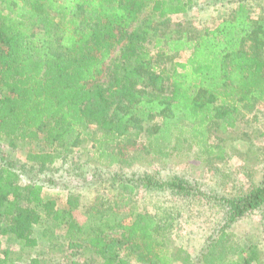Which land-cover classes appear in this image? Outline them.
I'll use <instances>...</instances> for the list:
<instances>
[{
    "label": "trees",
    "instance_id": "trees-1",
    "mask_svg": "<svg viewBox=\"0 0 264 264\" xmlns=\"http://www.w3.org/2000/svg\"><path fill=\"white\" fill-rule=\"evenodd\" d=\"M236 1L232 15L213 28L179 36L159 26L194 0H0V142L42 143L47 150H30L26 160L51 165L90 138L93 123L98 168L137 162L126 146L141 136L160 157L177 140L190 141L205 157L223 155L208 141L212 125L232 128L239 105L264 102V14L252 17L248 1ZM184 50L186 59L170 69L158 65L161 56ZM112 179L119 180L115 198L97 195L86 203L84 193L72 191L60 207L44 197L42 181H21L2 157L0 235L34 247V226L46 217L76 247L68 264H85V251L99 258L93 264H135L133 257L145 264H250L259 256L245 255L223 229L194 261L183 247H167L158 233L162 222L134 204L129 222L115 221V205L130 204L135 182L166 183ZM167 185L186 190L176 180ZM229 203L231 222L264 206V181ZM19 260L0 255V264Z\"/></svg>",
    "mask_w": 264,
    "mask_h": 264
},
{
    "label": "rangeland",
    "instance_id": "rangeland-1",
    "mask_svg": "<svg viewBox=\"0 0 264 264\" xmlns=\"http://www.w3.org/2000/svg\"><path fill=\"white\" fill-rule=\"evenodd\" d=\"M247 1L252 17L264 14V0ZM237 3L236 0H194L186 13L170 16L158 31L195 36L229 18ZM188 54L189 50L167 53L160 57L158 65L170 69L174 61L181 62ZM235 115L234 127L221 130L219 122H216L210 130L208 141L215 148L223 149L221 156L205 157L190 141L177 140L171 146L173 149L169 148L171 154L160 157L147 150L145 138L141 136L134 145L126 146L128 156L138 159L137 162L131 166L98 168L93 140L99 132L92 123L91 137L80 140L65 159L51 165L33 164L26 160L30 150H47L38 142H22L15 147L0 142V159L3 157L15 165L21 181H42L44 197H55L60 207L65 205L64 201L72 191L84 193L86 203L97 195H102L104 201L115 198L119 180L113 181L112 175L120 180L153 177L157 184H166L156 188L135 182L137 186L133 189L130 204L115 205V221L129 222L133 218L132 205H137L140 211L162 222L158 233L164 236L167 247H183L194 261H199L208 238L224 229L232 233L230 240H234L245 255L249 256L251 250L259 254L250 264H264V206L247 211L237 220H229V201L264 181V102L239 105ZM85 179H96L98 183H88ZM175 180L181 182L186 190H173L167 185ZM112 216L110 218L114 219L115 215ZM80 220L81 223L86 221L83 217ZM64 235V227H54L49 219L42 217L33 229L36 246L26 247L12 235H0V255L7 251L10 257H19L20 264H29L31 258H37L40 264H68L76 247L73 248ZM83 257L85 264H93L99 259L90 251H85ZM132 262L145 264L135 257Z\"/></svg>",
    "mask_w": 264,
    "mask_h": 264
}]
</instances>
